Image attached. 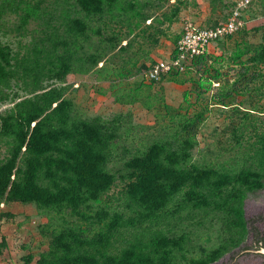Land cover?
Returning a JSON list of instances; mask_svg holds the SVG:
<instances>
[{"label": "rangeland", "instance_id": "obj_1", "mask_svg": "<svg viewBox=\"0 0 264 264\" xmlns=\"http://www.w3.org/2000/svg\"><path fill=\"white\" fill-rule=\"evenodd\" d=\"M53 2L48 0L47 5L55 18L64 10L73 17L83 15L74 7V0H59L58 5ZM235 12L239 13L237 22L241 26L207 43L205 65H192L191 59L172 65L177 43L188 25L202 31L224 27ZM19 24L18 15L5 16L0 41L14 54L24 55L43 36L45 25L32 21L23 29ZM91 25L102 35L92 33V39L79 52L83 61L62 80L47 78L43 85L46 89L65 88L66 97L72 100L75 113L81 118L123 116L126 147L119 150L112 165L116 183L104 197V205L127 210L125 190L137 158L159 154L164 165L143 166L144 178L163 184L173 178L175 171L165 158L171 151L168 144L180 133L182 118L196 117L200 121L192 151V162L198 167L196 175L211 176L217 182L230 177L237 186L235 178L239 179V174L248 168H261L264 0H119L112 11L92 19ZM61 33L65 34V27ZM160 63L171 69L159 79L150 80L149 71ZM216 77L223 81V90L207 91L205 83ZM23 86L14 82L15 97L0 103V115L31 96ZM233 86L236 91L224 104L218 103V97L213 98L214 94L223 96L226 90L230 92ZM180 137L185 140L187 135ZM17 151L12 138L0 135V166L15 161L12 173H1L0 186L14 181L25 169L22 157L14 160ZM190 185L185 186L186 191ZM230 190L231 184L225 183L221 196L226 197ZM244 211L246 219L263 216L257 226L264 232V191L259 196L249 194ZM184 214L187 220L181 228L190 233L188 260L184 264H264V248H253V233L245 227L236 228L234 233L226 231L224 212L208 207L205 211L186 210ZM59 222L35 202L20 203L1 197L0 240L6 238L8 248L0 263L40 264L41 254L49 249ZM245 245L252 249L242 251Z\"/></svg>", "mask_w": 264, "mask_h": 264}, {"label": "trees", "instance_id": "obj_2", "mask_svg": "<svg viewBox=\"0 0 264 264\" xmlns=\"http://www.w3.org/2000/svg\"><path fill=\"white\" fill-rule=\"evenodd\" d=\"M47 1L0 0V26L9 14L20 17L23 29L32 21L45 25L43 36L24 55L14 54L0 41V103L15 97L14 82L24 85L31 94L0 115V135L14 140L18 149L14 160L22 157L25 166L14 181L0 186V198L35 202L60 221L39 263L184 264L190 240V233L181 228L187 220L184 212L205 211L208 207L225 213L226 231L234 233L236 228L245 227L254 235L253 248L263 249L264 232L257 226L263 216L246 219L244 204L249 194L259 196L264 191V156L259 170L248 168L235 178L237 186L230 177L217 182L200 173L199 178L198 167L192 162L196 125L200 122L196 117L182 118L180 133L168 144L171 151L165 160L175 171L173 178L166 184L144 178L143 166L164 165L159 154L137 158L125 190L127 210L103 204L116 183L112 165L119 150L126 147L123 116L81 118L66 97L65 88L46 89L43 83L47 78L62 80L83 61L79 52L92 39V33L102 35L92 28V19L112 11L119 0H74V7L83 15L73 17L64 10L56 18ZM53 1L58 5L59 0ZM206 61L203 54L190 63L201 67ZM262 61L264 64V58ZM216 83L219 85L214 86ZM205 84L207 91L223 90L220 77ZM235 91L233 86L230 92L214 94L213 98L224 104ZM184 134L185 140L180 137ZM14 165L15 161L1 165L0 175L3 171L12 173ZM188 183L190 190L186 191ZM225 183L231 184V190L222 197ZM7 248V239L2 238L0 255ZM241 249L248 251L252 246Z\"/></svg>", "mask_w": 264, "mask_h": 264}, {"label": "built area", "instance_id": "obj_3", "mask_svg": "<svg viewBox=\"0 0 264 264\" xmlns=\"http://www.w3.org/2000/svg\"><path fill=\"white\" fill-rule=\"evenodd\" d=\"M238 17L239 13L235 12L234 16L226 26L216 27L211 30H197L195 26L188 25L186 27V34L178 43V55L172 65L176 66L185 64L187 60L205 54L206 45L210 40L219 38L225 34L233 33L239 29L241 24L237 22ZM170 69L171 66L168 64H157L149 71L148 77L150 80L159 79L163 72H167ZM1 258L2 255H0V259Z\"/></svg>", "mask_w": 264, "mask_h": 264}]
</instances>
